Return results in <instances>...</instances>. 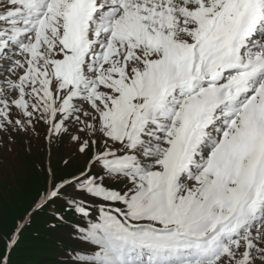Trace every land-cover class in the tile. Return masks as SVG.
Instances as JSON below:
<instances>
[{
    "label": "snow or ice",
    "instance_id": "obj_1",
    "mask_svg": "<svg viewBox=\"0 0 264 264\" xmlns=\"http://www.w3.org/2000/svg\"><path fill=\"white\" fill-rule=\"evenodd\" d=\"M257 33L264 0H0V142L87 156L37 201L82 220L69 264H264Z\"/></svg>",
    "mask_w": 264,
    "mask_h": 264
},
{
    "label": "rangeland",
    "instance_id": "obj_2",
    "mask_svg": "<svg viewBox=\"0 0 264 264\" xmlns=\"http://www.w3.org/2000/svg\"><path fill=\"white\" fill-rule=\"evenodd\" d=\"M45 133L41 124L35 135H17L11 144L3 136L0 142V264L5 260L6 264H69L67 250L79 248L71 234L82 220L72 208L57 200L39 209L37 201L52 172L58 180L71 178L87 156H75V145L67 136L49 146ZM57 213L64 220H58ZM10 238L16 243L8 248Z\"/></svg>",
    "mask_w": 264,
    "mask_h": 264
},
{
    "label": "trees",
    "instance_id": "obj_3",
    "mask_svg": "<svg viewBox=\"0 0 264 264\" xmlns=\"http://www.w3.org/2000/svg\"><path fill=\"white\" fill-rule=\"evenodd\" d=\"M92 208H93V215H95L96 213H95V206H92ZM79 247H81V244L79 245Z\"/></svg>",
    "mask_w": 264,
    "mask_h": 264
}]
</instances>
